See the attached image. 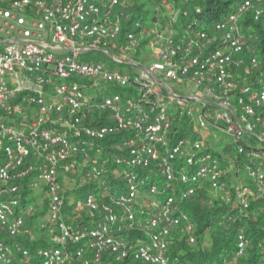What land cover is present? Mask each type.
Segmentation results:
<instances>
[{
	"label": "built area",
	"instance_id": "obj_1",
	"mask_svg": "<svg viewBox=\"0 0 264 264\" xmlns=\"http://www.w3.org/2000/svg\"><path fill=\"white\" fill-rule=\"evenodd\" d=\"M123 2L0 0V264H170L174 230L195 241L179 203L203 189L264 219V55L243 30L264 0H240L210 32L177 31L181 8L162 0L152 28L122 33ZM213 129L230 139L220 151ZM234 237L242 257L249 239Z\"/></svg>",
	"mask_w": 264,
	"mask_h": 264
},
{
	"label": "trees",
	"instance_id": "obj_2",
	"mask_svg": "<svg viewBox=\"0 0 264 264\" xmlns=\"http://www.w3.org/2000/svg\"><path fill=\"white\" fill-rule=\"evenodd\" d=\"M162 0H124L121 6L114 10L128 16L121 21L122 33L131 28L132 23L139 21L144 22L151 16V22L155 20L154 15L157 12L156 7ZM181 8V13L177 19L174 28L181 31L187 24L196 20L200 26L208 29L222 20L231 12L240 0H194L193 2L182 4L177 0H170ZM195 7L200 12H195ZM244 31H249L258 36V41L253 45L259 55H264V20L255 22L248 13L244 18ZM122 36V35H121ZM186 127L187 126V122ZM185 131L184 134H186ZM89 187L85 186L78 189L75 193L77 198L83 197ZM24 194L28 192L23 188ZM210 195L205 189L197 192L194 196L186 198L179 203L182 213L188 215L192 224H194L191 235L195 238L194 243L188 241L187 236L181 234L179 230H174L171 235V242L168 246L167 256L170 264H220L225 259L226 264H264V219L261 213L253 209L247 210L246 215L241 216L235 209L231 210L230 206L215 200L209 204ZM32 200L23 199V203L28 204ZM45 204V203H44ZM43 212L37 215H43ZM67 212H69L67 210ZM35 215V216H37ZM230 215L235 219L234 222L228 221ZM240 217H239V216ZM29 222V221H28ZM70 225H74L68 221ZM31 226V224H30ZM242 232L247 236L249 242L245 248V254L242 257H235V234ZM127 240L142 238L143 232L131 231L126 234ZM21 242L30 249L44 247L49 245L44 239L37 241H27L22 239ZM102 264H136L132 260L124 262L111 263L110 260H104Z\"/></svg>",
	"mask_w": 264,
	"mask_h": 264
},
{
	"label": "rangeland",
	"instance_id": "obj_3",
	"mask_svg": "<svg viewBox=\"0 0 264 264\" xmlns=\"http://www.w3.org/2000/svg\"><path fill=\"white\" fill-rule=\"evenodd\" d=\"M144 24H146L147 28H152L153 24L151 22V16L148 17V19L144 22ZM92 57L93 58L96 57V58L100 59L101 61H106L107 60V57L101 56V55L96 54V53L95 54L92 53L91 58ZM117 68L120 71L128 70V71H132V72L134 71L135 72V68L130 69V68H127L126 66H124V67L123 66H118ZM170 85L173 86L171 83H170ZM92 93L94 95H96V90H94ZM213 134H215V136H213ZM209 137L210 138L208 139V143L213 147L212 150H215V151H220L221 149H223V147H227L229 145V143H230V139H229L228 136H225L221 132H219L217 130H214V129L210 130V136ZM118 173H119V171H117V174ZM238 177L241 180V183L246 182V180H247L246 174L242 170L238 171ZM37 185H39V187L32 192V195L36 198L35 200L37 201V203H40V201H42V198L44 196L43 192L41 191L42 183L40 181H38ZM141 196L142 197L143 196L147 197L144 192L141 193ZM67 199H68L67 200V205H70L73 202V199H70L69 197H67ZM147 200H148V202H154V201H156V198L155 197L154 198L147 197ZM149 210L150 211H154L155 210V206L154 205L153 206L150 205V209ZM72 215H73V213H72ZM146 218L149 219L150 215L147 214Z\"/></svg>",
	"mask_w": 264,
	"mask_h": 264
}]
</instances>
